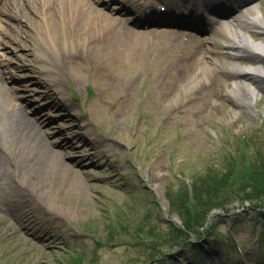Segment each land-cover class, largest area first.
<instances>
[{"label": "rangeland", "instance_id": "1", "mask_svg": "<svg viewBox=\"0 0 264 264\" xmlns=\"http://www.w3.org/2000/svg\"><path fill=\"white\" fill-rule=\"evenodd\" d=\"M38 1L30 0L31 7H41ZM91 1L116 20L108 25L115 34L90 43L70 38L67 45L68 34L59 27L54 33L60 54L67 60L71 52L66 73L55 78L58 88L39 68L41 34L34 21L22 24L28 36L8 40L0 32L9 55L0 84L25 105L59 153L52 158L26 152L8 133L0 134V264H264V219L252 205L233 215L214 214L210 234L194 229L192 240L181 246L168 237L173 219L182 222L167 197L182 190L191 196L193 186L206 182L208 188L222 171L264 157V87L251 110L240 106L243 95L234 83L252 79L227 70L233 64L264 67V60L233 57L207 32L142 24L150 18L145 14L159 9L154 0ZM163 1L180 3L183 8L173 12L185 20L188 0ZM228 22L219 23L214 34L230 43ZM249 32L262 40L256 30ZM110 42L123 50L117 60L109 56ZM262 183L255 184L263 189ZM16 197L61 235L39 241L40 226L13 220L20 214ZM238 198L230 205L239 207Z\"/></svg>", "mask_w": 264, "mask_h": 264}, {"label": "bare ground", "instance_id": "2", "mask_svg": "<svg viewBox=\"0 0 264 264\" xmlns=\"http://www.w3.org/2000/svg\"><path fill=\"white\" fill-rule=\"evenodd\" d=\"M4 2V7L0 12L1 15H4L0 17V32L8 40H14L13 38L17 39L18 36H28L29 33L23 28L22 24L29 26L34 21L39 27L38 30L41 34V41L36 45L37 54L41 58L39 68L44 76L52 79V83H56L57 86L59 84L55 81V78L58 73H61V76L63 72L66 73L64 70H66L71 52L69 48L67 60L60 54V36L54 33L60 30L59 27H62L63 32L68 34L69 39L67 45L78 41V43H82L86 39L89 43L95 42L97 39L101 40L100 35L103 33H106L103 38L108 40L110 34L112 36L115 34V29L113 31L108 28V25L111 21L116 20L100 11V8L95 6L91 0H39L38 2H40L41 7L38 9L32 8L29 0H3ZM8 4H11V6ZM251 9L255 10L256 13L253 14ZM5 15L8 16L7 19ZM230 16L229 22H227L230 25V38L232 41L228 43L225 40L216 38L214 30L211 38L212 42L220 48L226 47L229 52L234 51L230 52L233 57L245 55L247 58L259 63L263 61L264 22L259 5L250 4L246 8L245 13ZM14 20H16L15 23L12 22ZM3 22L7 25L5 26ZM199 26L200 24H198ZM250 30L259 32L263 36L262 40H254L250 35ZM52 39L57 43H54ZM40 43H43L45 46L43 44L40 46ZM107 46L111 49L109 56L111 55L112 60L119 59V50H123L120 47L118 50L116 48L117 46L112 42L108 43ZM120 46L123 47V45ZM105 47L106 45L102 46L101 50ZM6 52V45L0 41V65L4 64L7 57L9 58ZM23 59L26 61L33 60V58L27 56H24ZM227 68L230 73L236 76L242 75L244 78L252 79V82L242 83L239 81L234 83L235 90H238L243 95V98H237V104L240 106L244 105L251 110L258 89L264 87V67L261 64L258 66H240L239 64H233ZM233 94L237 95L234 90ZM15 99L16 97L11 89L0 85V134L8 133L12 144L21 150L23 149L29 152V148H31L40 153L47 154L49 157H56L59 154L58 151L50 147L40 129L30 120L25 113V105L22 102L15 101ZM84 150H79V152H83ZM67 175L68 177H73V180L81 182L80 179L82 177L75 172L68 171ZM36 182L37 177L32 176L30 184ZM0 186L2 185L0 184ZM12 201L20 209V214L15 215L13 220L19 224H23V226L26 223L29 226H40V229L43 231V238L40 236L37 237L39 241L40 239L56 238L58 235H61L60 232L58 234V227L56 229L54 224L42 223V220L29 207V203L25 198L16 197V200L12 199ZM9 204L12 206L11 203ZM5 210L8 212L9 209L7 208Z\"/></svg>", "mask_w": 264, "mask_h": 264}, {"label": "trees", "instance_id": "3", "mask_svg": "<svg viewBox=\"0 0 264 264\" xmlns=\"http://www.w3.org/2000/svg\"><path fill=\"white\" fill-rule=\"evenodd\" d=\"M258 152L259 155L262 154L260 150ZM240 155L238 154L239 157ZM256 160L260 161L250 160L249 166L237 164L238 168L233 165L227 171H222L218 177L213 178L214 182L208 188L205 186L206 182L201 183L200 187H198L199 185L193 186L191 196L182 189H180L181 192L168 193L167 197L173 210L179 213L184 226L188 229L186 231L173 223L169 237L176 239L177 243L188 242L191 238L190 232L194 229L197 230L195 228L197 224V226L204 227L208 214L213 210L229 213L239 208L230 205L231 198L234 196L239 197L238 199H242L241 196H244L240 206H244L248 201L255 209L259 210L260 215L264 218V183L261 184L263 189L255 184L264 182V157ZM240 192L242 193L240 194Z\"/></svg>", "mask_w": 264, "mask_h": 264}]
</instances>
